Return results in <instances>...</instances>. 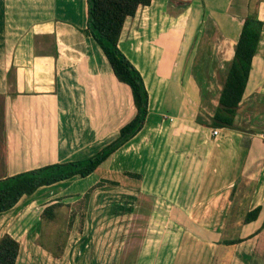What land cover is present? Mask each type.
<instances>
[{
	"label": "crops",
	"instance_id": "1",
	"mask_svg": "<svg viewBox=\"0 0 264 264\" xmlns=\"http://www.w3.org/2000/svg\"><path fill=\"white\" fill-rule=\"evenodd\" d=\"M215 12L241 28L251 14L264 23V0H153L127 18L119 48L149 93L146 124L90 176L0 214V239L20 244L16 264H264V27L237 129L213 128L241 32L224 34ZM87 21V0H0V179L87 159L135 117L131 89L84 33ZM103 182L82 223L66 205ZM56 202L65 206L44 229Z\"/></svg>",
	"mask_w": 264,
	"mask_h": 264
},
{
	"label": "trees",
	"instance_id": "2",
	"mask_svg": "<svg viewBox=\"0 0 264 264\" xmlns=\"http://www.w3.org/2000/svg\"><path fill=\"white\" fill-rule=\"evenodd\" d=\"M152 1L87 0L88 21L84 33L94 38L100 46L116 78L130 87L136 108L135 117L121 128L115 141L87 159L54 163L0 179V214L13 209L23 197L34 195L40 188L74 178L90 176L98 168L105 166L117 150L143 129L149 114V93L139 70L119 48V40L127 18L134 17L139 8L150 6ZM263 27L264 23L255 15L251 14L244 19L237 40L235 55L223 85L219 105L209 126L237 129L235 119L246 94ZM245 145L249 146L248 142ZM131 175L140 177L139 175ZM104 183L93 186L78 203L66 205L68 208L81 212L82 223L93 191L102 187ZM63 206L65 204L60 202L47 206L42 214V219L52 220L55 210ZM261 210V207H257L248 212L244 222L246 224L255 222ZM74 219V216L70 217L69 226H72ZM179 220L184 225L192 227L186 217H181ZM243 240L225 241V244H237ZM62 251L63 249L59 250L60 253ZM19 253L20 244L17 240L10 235H5L0 239V264H16Z\"/></svg>",
	"mask_w": 264,
	"mask_h": 264
},
{
	"label": "rangeland",
	"instance_id": "3",
	"mask_svg": "<svg viewBox=\"0 0 264 264\" xmlns=\"http://www.w3.org/2000/svg\"><path fill=\"white\" fill-rule=\"evenodd\" d=\"M212 18H214L215 20H217V22L220 24V27H221V31L226 34L227 36H229L230 38H234L236 39L238 37V34L240 32V28H241V25L238 23V22H235L233 21V18L228 16V15H223V13H212L211 14ZM255 17H258L256 14H255ZM3 135L0 133V161H2L3 159V154H2V147H3ZM77 189V188H75ZM94 192V191H93ZM238 196V194H237ZM240 201V200H239ZM241 206V207H240ZM68 211V208L65 207L61 210H58V213H62V212H67ZM245 210V206L243 203H238V201L236 202V205H235V209L233 211V214L236 215L238 218L243 216V212ZM30 220L29 217L25 218V223H28ZM60 218L58 220H56V223L54 224H57V225H60ZM63 221H67V219H63ZM65 224V223H64ZM52 225V223H49V221H43V228H47L48 226ZM228 234V233H226ZM222 235L221 238L225 237V238H228L229 235ZM239 235V234H238ZM45 234L42 236V240H44L45 238ZM256 259V258H255ZM263 259V258H262ZM254 264H263L261 261H254Z\"/></svg>",
	"mask_w": 264,
	"mask_h": 264
},
{
	"label": "built area",
	"instance_id": "4",
	"mask_svg": "<svg viewBox=\"0 0 264 264\" xmlns=\"http://www.w3.org/2000/svg\"><path fill=\"white\" fill-rule=\"evenodd\" d=\"M212 133H213V135H218V133H219V131L217 130V129H214L213 131H212Z\"/></svg>",
	"mask_w": 264,
	"mask_h": 264
},
{
	"label": "water",
	"instance_id": "5",
	"mask_svg": "<svg viewBox=\"0 0 264 264\" xmlns=\"http://www.w3.org/2000/svg\"><path fill=\"white\" fill-rule=\"evenodd\" d=\"M260 20V19H259ZM261 21V20H260Z\"/></svg>",
	"mask_w": 264,
	"mask_h": 264
}]
</instances>
